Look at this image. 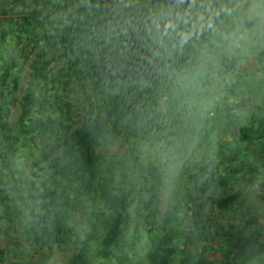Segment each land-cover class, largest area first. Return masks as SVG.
Listing matches in <instances>:
<instances>
[{"label": "trees", "instance_id": "trees-1", "mask_svg": "<svg viewBox=\"0 0 264 264\" xmlns=\"http://www.w3.org/2000/svg\"><path fill=\"white\" fill-rule=\"evenodd\" d=\"M252 1L0 0V264H53L59 255L65 264H126L131 207L144 193L146 208L160 201L169 175L161 160L198 133L187 122L195 106L204 107L197 95L224 102L237 95L217 120L237 125L234 143L254 154L235 162L220 153L229 141L220 149L204 137L209 154L188 169L193 215L206 212L189 244L208 241L216 219L206 209L230 210L247 188L216 190L252 186L264 172V75L251 87L241 69L242 53L257 47L255 66L264 74V0L257 12ZM31 56L19 115L9 119L4 90L18 86ZM117 139L150 148L158 162L128 151L102 173ZM258 224L257 216L246 219L236 237L220 227L227 246L220 264H264V239L244 235ZM168 239L140 264L200 263L201 253L179 251Z\"/></svg>", "mask_w": 264, "mask_h": 264}, {"label": "rangeland", "instance_id": "rangeland-1", "mask_svg": "<svg viewBox=\"0 0 264 264\" xmlns=\"http://www.w3.org/2000/svg\"><path fill=\"white\" fill-rule=\"evenodd\" d=\"M261 0H253L252 1V11L257 12L259 6L261 7L263 4H260ZM199 3V2H198ZM197 6V5H196ZM248 37V36H247ZM255 34L253 33L250 37L245 41V46H248L253 42V38ZM257 47L253 49H248L243 55L242 72L247 73L244 79H247L246 82L253 87L254 82L257 77L264 75L262 74V70L260 71V67L255 66V53ZM33 57L29 58L23 65L21 71V80L17 83L18 86L16 88L13 87V82L6 87L5 84V93L8 94L12 101L11 112L9 115V119L16 118L20 112V102L24 95V92L27 87L28 75L31 70V63ZM53 72H56L60 64L53 63ZM257 72V75L254 72ZM264 71V70H263ZM243 84L237 90V93H242L244 91ZM244 96L248 97V93H243ZM203 97H200V101L205 100L204 107L197 108L196 106L191 110L188 115V125L194 126L196 131H198L197 135L192 139L189 144L182 145L177 147V149H172V151L168 152V155L165 156L161 161L166 163L165 166L169 171V175L166 178L165 184H162L159 192V202H153L149 208L145 207L146 200L149 199L147 195L141 194L140 198L136 199L133 203V216L136 220L133 230L131 231L128 238V250L130 259L126 264H140L145 260V256L147 251L153 250L154 247L159 243V239L163 236L167 235L169 243H175L180 251L184 249L186 251L192 250V254L194 256H198L197 254L201 253L202 258L200 259L199 264H220L225 261V256L227 252L226 246V238L223 240L221 237V229L223 227V231L227 234H232V237H236L239 230H243V225L245 224V220L249 219L253 216H257L259 218V224L247 226L244 229V235L254 234L255 236L259 234L260 239H264V172H262L261 180H257L255 184L252 186H247L242 182H229L225 187L218 188L216 190L217 194L233 192L240 188H247L246 192L242 195L239 202L235 204L230 210L219 211V210H211L210 208L206 209L209 214L211 212L212 217L215 218V222L208 230V241L202 242L195 246L189 244V240L192 238L191 231L196 226V219H202L206 217V212L201 211L197 213L195 216L193 215L194 209L197 206L198 202L195 198L191 196V192L189 191V167L190 164L195 162L197 158H202L206 154H209V149L211 145L204 143L205 141L201 140L205 137L210 143H214V145L218 148H223L218 143L229 141V147L227 150L224 148L220 153L226 154L229 158L234 159L235 162L240 160V157L243 160L248 159L254 154L251 149H247V144L242 143H234L236 138L237 125L227 127V122L223 119H219L222 111L226 108V103L236 105L239 97H233L228 101L224 102L226 99L221 100L220 98H210V94H200ZM217 108H216V105ZM219 107V109H218ZM199 109V110H198ZM199 112L202 116H198ZM219 112V115H218ZM224 116H226L225 111H223ZM219 116V117H218ZM230 119H234L233 116ZM227 127V128H226ZM208 136V137H206ZM220 137V138H219ZM222 140V141H218ZM218 141V142H217ZM226 146V145H224ZM226 149V148H225ZM129 154H138L144 161L149 159H153L155 162H158L159 156L156 152H153L148 147L139 145L137 141L133 143L124 142L123 140L117 139L116 145L113 146L110 153L105 154V159L101 163L102 173L107 174L109 171V161L114 164V167L117 168L119 166V159L124 153L128 152ZM114 152H117L116 157L114 156ZM111 158V159H110ZM190 170L192 168L190 167ZM263 171V170H262ZM179 193V194H178ZM139 197V195H137ZM179 200V204L176 203ZM188 211V212H187ZM166 220L164 221V219ZM162 223V224H160ZM151 226H156L157 229L149 232ZM118 253V249L114 250ZM189 252V251H188ZM33 256L36 258L37 254L35 251H32ZM178 259L183 258V254H178L176 256ZM108 260H105V262ZM199 261V260H198ZM263 263L264 260L262 259ZM25 264V263H24ZM53 264H65V260L61 255L57 256L53 259ZM99 264H104L102 261ZM114 264V263H109ZM259 264H262L261 262Z\"/></svg>", "mask_w": 264, "mask_h": 264}]
</instances>
